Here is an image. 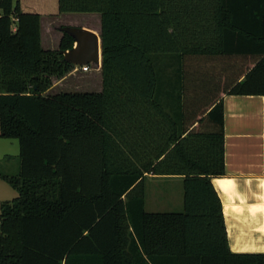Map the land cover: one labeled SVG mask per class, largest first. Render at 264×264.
<instances>
[{
	"label": "trees",
	"instance_id": "1",
	"mask_svg": "<svg viewBox=\"0 0 264 264\" xmlns=\"http://www.w3.org/2000/svg\"><path fill=\"white\" fill-rule=\"evenodd\" d=\"M100 20V91L48 93L72 68L40 14L0 0V264H264L230 251L212 177L224 170L221 93L264 95V0H57ZM246 59L231 71L206 59ZM188 60L201 61L197 64ZM196 61V62H197ZM146 174L180 176L183 209L147 212Z\"/></svg>",
	"mask_w": 264,
	"mask_h": 264
},
{
	"label": "crops",
	"instance_id": "2",
	"mask_svg": "<svg viewBox=\"0 0 264 264\" xmlns=\"http://www.w3.org/2000/svg\"><path fill=\"white\" fill-rule=\"evenodd\" d=\"M19 3L23 11L39 13L40 22L45 17L44 13L58 12L57 0H19ZM70 14L93 13H61L62 16ZM63 26L82 27L99 34L100 20L98 30L78 24L57 26L56 29L61 32L59 41L66 33L60 30ZM41 44L44 45L42 25ZM75 45L76 42L73 40L72 46ZM43 48L48 49L45 46ZM72 65L76 69L79 68V65ZM90 65L94 66L101 76V62L99 65ZM61 78L53 77L52 85L55 80ZM99 83L101 90L102 81L100 80ZM220 96L223 104L225 174L212 177L211 183L221 201L228 246L230 251L235 253H264V95L221 93ZM156 180H171L177 183L178 192L175 197L179 198L180 203L177 206L181 209L176 211H181L183 209L182 177L152 174H146L143 180L144 209L147 198L157 201L165 195L162 189L157 190L150 185L148 187V183Z\"/></svg>",
	"mask_w": 264,
	"mask_h": 264
},
{
	"label": "rangeland",
	"instance_id": "3",
	"mask_svg": "<svg viewBox=\"0 0 264 264\" xmlns=\"http://www.w3.org/2000/svg\"><path fill=\"white\" fill-rule=\"evenodd\" d=\"M41 25L43 31L44 45L48 49H57L61 32L56 29L60 25L78 24L88 26L98 30L99 16L98 14H70L62 16L61 13L53 11L44 13ZM188 60V63H199L201 61ZM205 65H212L213 68H225L231 71L233 67L240 65L243 68L246 65V59L231 58V59H206L202 61ZM80 66V65H79ZM100 74L94 66L89 64V69L86 71L72 66L71 70L64 74L63 78L55 80L54 85L47 91L48 93H57L62 91H98L101 84ZM53 84V82H52ZM20 155L19 143L16 138L0 136V173L15 175L19 171ZM154 187L157 190H164V197L155 201L148 200L145 203L146 211H176L178 208L179 198L177 194V183L171 180H156L148 183V187ZM17 195V191L11 187L5 180L0 179V202L11 200Z\"/></svg>",
	"mask_w": 264,
	"mask_h": 264
},
{
	"label": "water",
	"instance_id": "4",
	"mask_svg": "<svg viewBox=\"0 0 264 264\" xmlns=\"http://www.w3.org/2000/svg\"><path fill=\"white\" fill-rule=\"evenodd\" d=\"M60 30L66 32L76 42L75 46L61 51L64 61L74 65L100 64L101 39L99 34L76 26H63Z\"/></svg>",
	"mask_w": 264,
	"mask_h": 264
},
{
	"label": "built area",
	"instance_id": "5",
	"mask_svg": "<svg viewBox=\"0 0 264 264\" xmlns=\"http://www.w3.org/2000/svg\"><path fill=\"white\" fill-rule=\"evenodd\" d=\"M79 68L83 71H86L89 69V64H86V65H80Z\"/></svg>",
	"mask_w": 264,
	"mask_h": 264
}]
</instances>
